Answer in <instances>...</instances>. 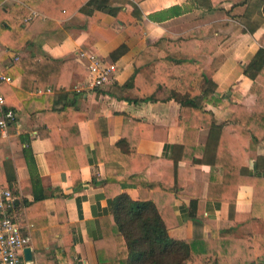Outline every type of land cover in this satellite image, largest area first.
<instances>
[{"label":"crops","instance_id":"obj_1","mask_svg":"<svg viewBox=\"0 0 264 264\" xmlns=\"http://www.w3.org/2000/svg\"><path fill=\"white\" fill-rule=\"evenodd\" d=\"M15 1L0 0V7L7 6V12L10 8L9 21L13 25H18L24 17L23 27L29 38L20 44L15 56L8 55V49L0 44V72L14 79L7 85L19 88L22 82L21 74L14 68L16 56L47 54L54 58H74L87 66L89 60L77 56L79 50H86L117 65L115 78L99 88L77 90L85 75L74 73L69 87L59 86L58 77L52 76L46 88L33 91L37 95L52 94L54 107H61L73 98L81 109L78 124L83 143L78 153L81 167L76 179L70 169L50 166L48 152L53 149L52 135L45 126V114L37 105L27 106L31 111L27 112L20 108L18 101L17 123L10 126L8 136L0 131V185L11 188L15 196L22 230L31 237L32 261L35 264H97L96 241L103 237V220L112 213L111 197L106 192V160L109 159L117 173L120 167L125 168L120 173L123 180L120 188L137 199L136 182L125 178L133 173L145 177L158 171L162 180L175 184L169 164L176 150L181 153L184 135L180 120L185 116V109L179 101L137 103L128 99L140 95L135 87L127 90L120 87L136 69L147 79H154V62L165 57L162 46L156 45L157 39L212 24L213 31L226 30L231 36L213 56H200L204 69L216 83L217 96L225 98L220 105L210 101L206 108L226 123L225 129L234 138L240 137L232 115L240 105L249 109L255 105L256 96L249 92L253 79L244 74L243 64L252 60L261 47L263 7H255V0L244 4H240L243 0H213L215 7L211 10L200 8L196 0H112L113 7L121 8L115 15L95 10L85 16L71 12L65 17H49L38 12L26 21L31 13L27 12L28 6L21 8ZM171 6H180L186 11L161 21L150 17L161 16ZM248 12L252 16L245 24ZM216 57L222 60L213 68ZM1 85L0 89L4 86ZM48 87L52 90L48 91ZM1 93L10 104L11 99ZM127 117L137 120V124L124 126ZM209 131V125L201 127L197 144L207 143ZM134 133L140 136L137 143H134ZM128 136L132 143L126 142V151L121 153L117 143L124 138L128 141ZM197 151L202 154L203 147L197 145ZM140 155L157 159L149 162L139 158ZM244 160L249 174H264V140L257 143L245 139ZM188 165L186 159L178 162V168L187 171L180 174L181 188L177 189L173 205L178 223L170 227L169 235L179 240L217 238L222 220L229 215L230 202L208 196L210 163L193 162L191 170ZM253 194L251 184H241L235 209L249 211ZM250 227L251 222L240 225L244 231Z\"/></svg>","mask_w":264,"mask_h":264},{"label":"trees","instance_id":"obj_2","mask_svg":"<svg viewBox=\"0 0 264 264\" xmlns=\"http://www.w3.org/2000/svg\"><path fill=\"white\" fill-rule=\"evenodd\" d=\"M140 1V0H136ZM200 8L213 9V0H196ZM243 0L240 4L250 2ZM112 0H16L21 8L28 6V14L37 11L49 17H65L71 12L78 15H91L95 10L117 14L121 8L111 5ZM255 7H263L264 0L253 1ZM5 6L0 7V44L15 56L20 44L28 40L29 33L23 27L24 17L18 25L9 21ZM137 7H134V11ZM186 11L180 6H171L161 16L150 15L154 20H164ZM139 15V14H138ZM243 23L249 22L251 12L246 13ZM225 24V23H222ZM245 30V28H244ZM231 36L226 30L213 31L212 24L188 30L176 36L165 35L156 41L165 52L164 60L154 62L155 77L147 79L139 69L120 87L136 88L140 95L128 98L137 103L145 101H166L176 99L185 109L180 120L184 129L180 144V154L176 150L171 160V178L173 185L159 177L158 171L143 176L133 173L125 180L136 182L138 198L134 199L120 188L123 180L120 167L117 173L109 159L106 179V192L111 197L112 213L102 223L103 237L96 241L97 264H264V174L251 175L245 170V139L261 142L264 140V34L260 38L261 47L249 62L243 64L244 74L253 79L249 92L256 96L255 105L249 109L240 105L232 115L233 126L238 130L237 138L225 129L214 113L206 108L210 101L220 105L224 97L216 94V83L204 69L200 56H213L222 44ZM215 58L213 68L220 63ZM21 74L19 88L4 82L0 92L11 99L8 104L16 110L20 108L31 112L27 106L37 105L45 114V126L49 128L53 149L48 152V161L52 169H70L73 178L79 176L81 162L78 153L82 147L79 128L81 109L73 100L61 107H54L52 94H34L38 88H46L50 77L57 76L59 86L69 87L73 74L87 75V66L74 58H54L47 54L31 57H18L14 64ZM6 85V86H5ZM101 87V86H100ZM99 88V87H97ZM122 97V96H118ZM73 105V106H72ZM137 120L126 118L125 125L135 126ZM209 125L207 143L197 144L202 126ZM134 143L140 136L134 133ZM132 143L124 138L117 143V150L124 153V144ZM203 147L202 154H197ZM149 162L157 159L152 155H140ZM180 159L188 160L192 165L196 161H206L211 165L208 196L228 199L230 212L221 222V233L217 238L193 237L186 240L174 239L169 235L170 227L176 225L174 199L179 185L180 174L187 171L178 168ZM130 160V159H128ZM55 161H58L55 166ZM188 165V170L191 166ZM185 169V170H184ZM254 187L252 207L247 212L235 209L236 197L241 184ZM114 185V186H113ZM251 222L248 231L240 225Z\"/></svg>","mask_w":264,"mask_h":264},{"label":"built area","instance_id":"obj_3","mask_svg":"<svg viewBox=\"0 0 264 264\" xmlns=\"http://www.w3.org/2000/svg\"><path fill=\"white\" fill-rule=\"evenodd\" d=\"M36 14H38L37 11H32L25 20H30L32 15ZM77 56L89 60L88 73L84 81L76 86L77 90L95 89L115 78L117 72L115 62L86 50H79ZM17 59L18 56L15 57V60ZM13 81L12 76L0 72V85ZM47 90L52 89L48 87ZM8 106L5 96L0 92V131L4 136H8L10 126L18 120V112ZM30 241L31 237L23 232L16 214L12 189L0 185V264H35L32 260H27L24 254V249L30 246Z\"/></svg>","mask_w":264,"mask_h":264},{"label":"water","instance_id":"obj_4","mask_svg":"<svg viewBox=\"0 0 264 264\" xmlns=\"http://www.w3.org/2000/svg\"><path fill=\"white\" fill-rule=\"evenodd\" d=\"M24 254L27 260H32L33 259V251L31 246H27L24 249Z\"/></svg>","mask_w":264,"mask_h":264},{"label":"rangeland","instance_id":"obj_5","mask_svg":"<svg viewBox=\"0 0 264 264\" xmlns=\"http://www.w3.org/2000/svg\"><path fill=\"white\" fill-rule=\"evenodd\" d=\"M218 1V0H217ZM219 4V3H218Z\"/></svg>","mask_w":264,"mask_h":264}]
</instances>
